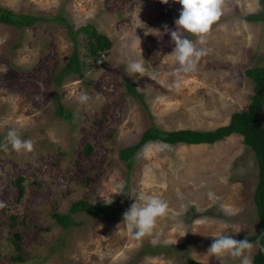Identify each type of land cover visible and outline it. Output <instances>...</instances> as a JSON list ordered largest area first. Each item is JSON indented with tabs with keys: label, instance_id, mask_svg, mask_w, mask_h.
Masks as SVG:
<instances>
[{
	"label": "rangeland",
	"instance_id": "obj_1",
	"mask_svg": "<svg viewBox=\"0 0 264 264\" xmlns=\"http://www.w3.org/2000/svg\"><path fill=\"white\" fill-rule=\"evenodd\" d=\"M0 5L39 16L30 25L0 22V142L11 128L34 142L31 153L11 145L0 150V264H221L207 251L212 235L244 240L256 231L257 161L240 133L214 143L151 140L135 152L131 167L119 149L138 141L151 124L213 128L247 107L254 82L245 69L264 64V20L246 18L260 9L259 0H225L221 18L198 44L206 54L194 72L181 74L179 90L169 87L175 82L170 31L181 9L177 0ZM59 16L74 30L91 22L111 47L90 55L86 33L78 31L74 39ZM75 47L82 67L57 84L55 75ZM129 60H144L145 75L130 77L124 70ZM82 93L87 102L79 101ZM260 118L264 125V108ZM143 194L161 197L169 208L151 234L137 238L123 213ZM77 199L118 201L100 214L70 212L74 222L61 225L53 213L69 212ZM13 232L20 234L19 247L10 239ZM248 241L252 264L257 243ZM223 264L240 259L226 254Z\"/></svg>",
	"mask_w": 264,
	"mask_h": 264
},
{
	"label": "trees",
	"instance_id": "obj_2",
	"mask_svg": "<svg viewBox=\"0 0 264 264\" xmlns=\"http://www.w3.org/2000/svg\"><path fill=\"white\" fill-rule=\"evenodd\" d=\"M260 9L246 14V18L250 20L262 19L264 20V0H259ZM39 16L29 13L16 12L12 9L0 5V22L12 24L15 26L30 25ZM60 21L67 22L65 17L59 16ZM68 32L75 39L78 31L86 33V45L88 53L92 56H99L105 50L111 47L112 40L103 32L97 30L96 26L91 22L85 23L77 29H72L67 22ZM82 67V62L79 58L78 49L75 47L72 54L69 56L67 62L62 66L61 71L55 75V82L60 84L62 78L71 72H79ZM246 75H248L254 82V91L250 96L247 107L242 110H235L231 113L230 119L225 124H220L213 128H191L179 127L176 129H166L158 125L151 124L147 126L138 141L128 144L119 149V155L126 161L128 167H131L133 156L146 142L151 140H161L167 143H190L201 144L202 142L214 143L217 140L223 139L231 133H240L246 145L252 148L257 161V181L254 187L253 200L256 205L257 213V229L251 234L248 239L257 243V249L252 256V264H264V125L261 121L260 115L264 108V64H255L246 67ZM128 90L138 95H142L134 85L127 81ZM58 113H63V108L59 106ZM90 145L86 147L89 151ZM22 176L18 175L15 179L18 193L23 191ZM118 200L110 204L90 203L86 199L74 200L70 206V211L67 213L54 212L53 215L57 221L63 225L68 226L74 222L70 212L84 209L90 213L100 214L109 205L116 203ZM13 237L10 239L19 247L17 239L20 237L18 232H13ZM155 249H153L154 251ZM156 252V251H155ZM15 258L21 259L20 255ZM189 262L198 264V261L189 259Z\"/></svg>",
	"mask_w": 264,
	"mask_h": 264
},
{
	"label": "clouds",
	"instance_id": "obj_3",
	"mask_svg": "<svg viewBox=\"0 0 264 264\" xmlns=\"http://www.w3.org/2000/svg\"><path fill=\"white\" fill-rule=\"evenodd\" d=\"M161 2L167 4L168 0H161ZM177 2L181 5V9L179 17L175 19L176 29L170 31L171 39L175 43L172 52L176 62L173 73L175 82L169 87L179 90L181 74L194 72L198 61L206 54V49L198 47V44L204 45V37L221 18L225 0H177ZM165 30L169 31L167 25H165ZM185 33L196 36L197 41L188 39ZM124 70L130 77H133L137 74L144 76L148 68L144 60H129ZM88 99L87 93L79 96L81 103L87 102ZM8 145H11L12 150L17 153L34 151V142L31 139H22L15 128L8 130L4 141L0 142V150L7 152ZM168 208V203L161 197L143 194L138 198L135 197V202L123 213V222L137 238H141L153 232L158 218L165 216ZM212 236L215 239L207 251L219 259L221 264L226 254L233 259L239 258L240 264H251L250 258L245 254L246 250L252 248L248 239L237 240L232 235L223 232Z\"/></svg>",
	"mask_w": 264,
	"mask_h": 264
}]
</instances>
